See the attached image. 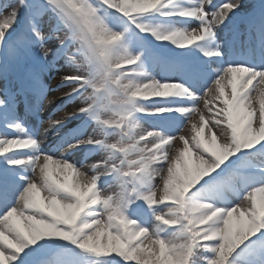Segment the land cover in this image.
<instances>
[{"label": "snow or ice", "instance_id": "1", "mask_svg": "<svg viewBox=\"0 0 264 264\" xmlns=\"http://www.w3.org/2000/svg\"><path fill=\"white\" fill-rule=\"evenodd\" d=\"M0 82V264H264V0H0Z\"/></svg>", "mask_w": 264, "mask_h": 264}, {"label": "rangeland", "instance_id": "2", "mask_svg": "<svg viewBox=\"0 0 264 264\" xmlns=\"http://www.w3.org/2000/svg\"><path fill=\"white\" fill-rule=\"evenodd\" d=\"M68 72V69H61V73H53L51 76L46 74V80H47V87L49 89L47 93V99L43 102V107L40 111V119L44 121L43 125H40V121L37 120L35 117H30L29 122L33 124L34 126H41V127H47V120L49 118V115L52 114L53 109L56 108L57 105L61 103V96L67 92L69 89L67 88H58L57 85L60 82V75L65 74ZM2 83V82H0ZM56 89V90H51ZM49 101H52L53 103H49ZM74 108V105H68L66 108H64L62 111L56 112L52 118L53 119H59L65 115L67 112H71ZM147 126V125H146ZM79 159H83V157H78Z\"/></svg>", "mask_w": 264, "mask_h": 264}]
</instances>
